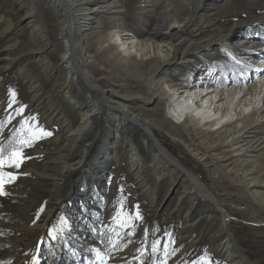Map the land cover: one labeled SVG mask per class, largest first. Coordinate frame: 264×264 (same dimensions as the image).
Wrapping results in <instances>:
<instances>
[{
    "label": "rangeland",
    "instance_id": "obj_1",
    "mask_svg": "<svg viewBox=\"0 0 264 264\" xmlns=\"http://www.w3.org/2000/svg\"><path fill=\"white\" fill-rule=\"evenodd\" d=\"M167 1H105L87 20V29L75 34L77 56L89 57L88 71L101 90L133 97L128 101L130 117L149 121L160 144L205 186L230 223L224 226L222 210L204 201L177 170L152 163L154 149L141 131L123 127L116 134L100 93L81 78L68 76L61 63L67 22L55 0H0V147L7 153L19 146L30 127L51 133L24 146V155L31 158L17 170L18 179L6 186L7 195L0 196V264H101L99 257L103 264H153L163 259L166 264H234L222 251L228 235L249 264H264V97L254 105L256 115L246 123L248 128L235 136L237 142L248 139L257 145L235 152L221 145L209 128L176 123L168 113V99L158 104L143 78L128 74L126 65L111 64L103 52L101 42L112 35L115 22L123 23L134 40L151 35ZM201 17L203 21L174 26L180 43L217 37L234 25L236 39L230 44L237 58L215 46L204 56L190 54L189 67L179 63V70L159 71L154 81L173 82L178 88L193 82L194 87L202 71L210 68L213 79L205 86L223 90L253 83L264 73L256 67L259 59L249 56L245 62L251 66L244 67L237 62L257 45L253 42L263 44L254 53L264 50V24L259 22L264 0H214ZM241 40L250 49L241 46ZM114 49L121 50L117 43ZM131 55L140 59L134 50ZM136 66L145 77L152 71L150 64ZM218 75V84H211ZM12 92L16 103L9 107ZM91 105L99 106L82 127L84 111ZM237 112L230 122L242 120ZM131 148L141 158L139 169L129 164ZM121 199L126 213L142 217L133 220L134 228L122 229L113 222ZM154 241H160L155 254ZM165 244L171 252L166 258Z\"/></svg>",
    "mask_w": 264,
    "mask_h": 264
},
{
    "label": "bare ground",
    "instance_id": "obj_2",
    "mask_svg": "<svg viewBox=\"0 0 264 264\" xmlns=\"http://www.w3.org/2000/svg\"><path fill=\"white\" fill-rule=\"evenodd\" d=\"M105 1L107 0H55L57 9L64 16V21L66 18L67 22L65 28L67 38L63 41L64 52L61 54L62 66L68 73V76H70L74 81L81 78L85 85H88L100 93L101 102L105 104L107 112L111 115L108 116L116 124V126H114V132L116 134L123 127H131L141 131L145 142L150 143L154 149L152 151V163L154 165L163 163V165L171 166L174 168V170H177L179 176H183L188 179L190 184H192L194 191L201 198H203L204 201L213 204L214 207L219 211L222 210L216 199L209 193L205 186L191 172L185 170L178 159L172 156L160 144L154 134V131H152L149 125V121L146 120L145 122H141L136 117H130L132 109L130 110L128 101L133 97L131 95H121L119 92L113 89L101 90L100 87L96 85L94 78L88 71V63L91 62L87 59L89 57L83 58L77 56V54H79L77 51L79 49V45L76 41L77 39H75V34L87 29V20L93 19L94 13L100 8H103L101 6ZM213 1L214 0H168L163 12L164 17L162 20L160 19V22L158 21L159 23L157 26H155L156 28L153 27L154 30L152 31V34L150 33L151 35H146L144 39L139 41L134 40L135 37L133 34L126 29H123V23L120 25L115 22L114 26H112V35L109 37V39L104 40L101 43L104 44L103 52L108 54V59L110 60L111 64H118L121 66L126 65L129 67L128 74H135L138 80L143 78L142 82L148 88L149 92L158 97V104H162V100L164 99H168L169 102H171L168 113L170 117L176 121V123H181L182 125L183 123L189 125H201L204 128H209L211 131L215 132L221 145H224V147L232 149L235 152H242L247 148H253V146L257 145V141H248V139L237 142L235 136L239 133L241 134L246 130V128H248V124L256 115L253 111L254 105L259 106L263 101L264 73H259L258 77H255V81L253 83H244V85L240 87L233 85L230 88L223 90L217 86H208V84L205 86L206 82L210 83L209 81L213 79L210 68L209 70L202 71L197 80V84L194 87H192L193 82L192 84L189 83L186 88H178V85L173 84V82L162 83L163 81L156 82L153 80V77L159 71L165 72L169 69H173L174 71V69L179 67V63H181L183 67H189V60L191 61L193 59V56L190 57V54L198 52V54L204 56L206 50L215 46H220L222 49H227V52L230 55L237 58V56H235L236 52L234 51L235 47L231 46L230 44L232 40L236 39L234 25L230 28H227L225 31L219 32V36L207 38L206 40H201L200 42L194 41V39L191 38L186 41V43H180L177 37L179 36L178 30H175L174 26L180 24L188 25L191 22L195 23L196 20H198V22L203 21L201 13L203 14L206 4L212 3ZM225 9H227V7ZM83 10L86 12H83ZM31 12L32 11H30V13ZM77 21L80 22L76 23ZM259 22L264 24V17L259 18ZM209 24L210 22H208L206 25ZM63 33L64 31H62L61 34L63 35ZM124 37L127 38L125 39ZM241 42V46L245 45L243 47L246 50L250 49L249 46L246 47L248 42L245 40H241ZM116 43L119 44L121 49L120 52H117L114 49V45ZM254 44L257 45L252 46L249 52H245L249 54H244V56L240 55L243 57H239L241 60L237 61H241L240 64H243V67L251 66L250 63L245 62V60H249L248 58L251 56L250 54H253L257 49H260V47L263 46V44L253 42V45ZM133 50L134 53L139 56V60L136 59V57L133 58L131 55ZM234 52L235 55L233 54ZM147 57L148 60H144ZM259 61L260 60L256 62L258 65L255 66L260 69L264 68V62L261 61L260 63ZM137 63L140 65L150 64L152 66V71L150 74H148L149 76L145 77L144 73H140L136 70L135 66ZM204 78L206 80L203 82ZM188 79L189 81H193L191 78ZM215 81L217 80H212L211 84H213ZM180 89L183 90L181 91ZM177 94L179 96H177ZM98 106L99 105H91L92 109L90 107V110L86 109V111H84L82 117V127L85 126V124L89 121L94 107L98 108ZM236 111H238L237 114L240 118H242V120L239 119L235 120L234 122H230L229 120L232 118V113H236ZM244 113L247 114L246 117H243ZM155 126L157 128L158 124ZM80 129V132H82L83 128ZM228 137L231 138L230 142H228ZM131 149L132 150L128 158L129 164L133 170L139 169L142 166L141 158L138 153H135L134 148ZM50 213V211H47V216H49ZM222 213L224 219L222 223L225 226L230 223V216L223 210ZM223 243L225 247L222 251L228 258L229 263L233 261L234 264L248 263V261L243 258L241 254H239L237 244L230 235L225 237V241Z\"/></svg>",
    "mask_w": 264,
    "mask_h": 264
},
{
    "label": "snow or ice",
    "instance_id": "obj_3",
    "mask_svg": "<svg viewBox=\"0 0 264 264\" xmlns=\"http://www.w3.org/2000/svg\"><path fill=\"white\" fill-rule=\"evenodd\" d=\"M12 99L9 102V107L12 104L16 103V93H11ZM35 119V118H34ZM51 136V133L39 128L38 126L35 128H29V135L26 138H22L18 141L17 147H12L10 151L7 153L4 151L2 147H0V196H6V186L12 184L15 180L18 179L17 170H19L23 164V162L31 157L24 155L23 148L24 146L31 147L36 141L39 139ZM11 169L12 171H9ZM122 191V189H120ZM123 200L117 201L115 215L113 216V222L118 224V226L122 229L124 228H134L135 224L133 220H141L139 212L135 214V216L129 215L123 210ZM138 207V206H137ZM43 211V209H41ZM61 222L63 223V218H61ZM53 239L56 238V234L53 232L49 233ZM160 245V241H154L152 244V252L155 254L158 252V246ZM174 251V249H173ZM164 257H168L171 255L169 251V244L164 245L163 250ZM99 257V254H98ZM101 259V264H103V257H99ZM203 259V258H202ZM153 264H166V259L154 261Z\"/></svg>",
    "mask_w": 264,
    "mask_h": 264
},
{
    "label": "water",
    "instance_id": "obj_4",
    "mask_svg": "<svg viewBox=\"0 0 264 264\" xmlns=\"http://www.w3.org/2000/svg\"><path fill=\"white\" fill-rule=\"evenodd\" d=\"M177 185H175L173 188H172V191L170 193V195L167 197V199L165 200V202L161 205L160 207V212H162L163 208L166 206V204L170 201L171 197L174 195L175 193V190L177 189Z\"/></svg>",
    "mask_w": 264,
    "mask_h": 264
}]
</instances>
